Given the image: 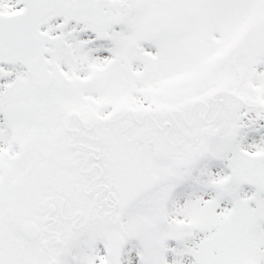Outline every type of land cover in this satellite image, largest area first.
I'll list each match as a JSON object with an SVG mask.
<instances>
[{"label":"snow or ice","instance_id":"snow-or-ice-1","mask_svg":"<svg viewBox=\"0 0 264 264\" xmlns=\"http://www.w3.org/2000/svg\"><path fill=\"white\" fill-rule=\"evenodd\" d=\"M0 264H264V0H0Z\"/></svg>","mask_w":264,"mask_h":264}]
</instances>
